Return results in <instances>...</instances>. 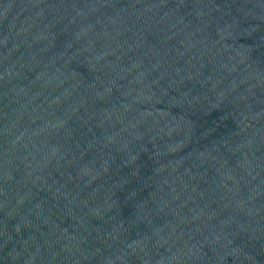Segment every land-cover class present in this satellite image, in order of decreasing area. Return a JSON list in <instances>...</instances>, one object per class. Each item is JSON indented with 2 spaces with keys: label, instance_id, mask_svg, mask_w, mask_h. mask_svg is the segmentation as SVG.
Here are the masks:
<instances>
[{
  "label": "water",
  "instance_id": "95a60500",
  "mask_svg": "<svg viewBox=\"0 0 264 264\" xmlns=\"http://www.w3.org/2000/svg\"><path fill=\"white\" fill-rule=\"evenodd\" d=\"M0 264H264V0H0Z\"/></svg>",
  "mask_w": 264,
  "mask_h": 264
}]
</instances>
